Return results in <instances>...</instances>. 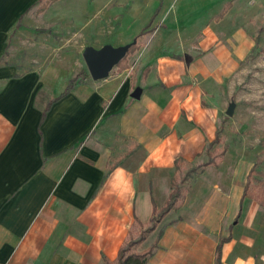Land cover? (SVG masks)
Segmentation results:
<instances>
[{
	"label": "crops",
	"instance_id": "0c3cea01",
	"mask_svg": "<svg viewBox=\"0 0 264 264\" xmlns=\"http://www.w3.org/2000/svg\"><path fill=\"white\" fill-rule=\"evenodd\" d=\"M37 1L0 0V59L10 35L24 28L20 17L39 6ZM58 2L37 11L44 16ZM177 2L166 10L160 1L152 30L139 42L141 29L125 32L126 17L138 10L130 0H90L94 10L87 7L83 26L91 30L79 44L100 49L135 38L142 46L129 55L126 69L117 66L102 80L90 75L64 96L77 74L71 67L41 64V56L26 58L32 60L28 68L10 61L0 66V264L116 260L135 219L149 222L154 205L166 203L176 160H185L186 172L206 155L219 131L215 92L254 40L228 1L206 19L212 31L199 30L191 45L165 48L169 33L179 29L182 35L201 19ZM7 18L16 19L15 25L9 27ZM237 29L233 34L249 41V49L237 56L231 48L228 68L217 58V73L206 72L201 57L228 38L226 31ZM161 33L165 38L159 40ZM55 57L60 63L62 55ZM238 156L227 150L218 166L189 177L186 199L161 222L163 233L147 264H216L222 238L227 240L221 264H264V205L244 196L254 164ZM157 234L149 236L145 249Z\"/></svg>",
	"mask_w": 264,
	"mask_h": 264
},
{
	"label": "rangeland",
	"instance_id": "374dc122",
	"mask_svg": "<svg viewBox=\"0 0 264 264\" xmlns=\"http://www.w3.org/2000/svg\"><path fill=\"white\" fill-rule=\"evenodd\" d=\"M87 1L90 0H59L57 5H54L51 11L44 16H41L37 11L40 4L33 8L20 21V26H24V28L20 31L14 29V33L10 35V44L3 58L8 62L22 64L28 68L32 64V60L26 58L41 56V64L44 65L52 62L62 64L73 68L75 73L82 69L87 70L88 67L83 57L86 46L78 43L81 41L80 38L91 30V26L88 28L83 26L88 21V12L86 11L89 3ZM160 1L130 0L132 9L138 10L135 14L130 12L126 17L125 32H127V36L137 29L143 30L149 24L152 25L150 22L156 17ZM171 1L165 0L166 10ZM210 1L205 5V0H178L177 6L191 9L189 16L199 14L198 18L201 17V19L196 24L189 23L185 29L181 30L182 35L179 29L169 33L167 36L170 39L165 48H176L183 43L191 45L190 42L193 40L194 34L197 35L199 30H213L210 26L206 27V19L209 15L215 14L222 4L224 6L228 1L233 3L234 15L237 17V21L241 20V27L251 35L254 45L250 53L240 61L233 76L220 90L217 89L215 92L214 104L219 105L221 110L218 131L221 142L216 146V150L220 152L227 147L232 154L239 155L238 158L242 157L253 163L256 170L262 173V175L254 176V189L258 196L264 197V0H224L222 3L219 0ZM93 6L95 7V5ZM174 6L175 1L172 7ZM92 9V6L88 7V10ZM14 20L16 19H6L7 22H10L9 27L15 25ZM69 21L72 26H75L72 30L68 28ZM98 22L95 20L94 24L97 25ZM72 31L77 34L74 35V38ZM235 32L238 33L239 29L233 30L231 34L226 31L223 37L228 38L222 39L217 46L209 49L201 57L202 67L206 72L210 70L217 73L219 69L217 58L223 66L222 69L228 68L230 62L227 54L231 48L234 49L233 53L237 56H241L249 49V41L246 42L240 35H234ZM79 33L82 35L80 36ZM148 33L149 31H146L138 41L143 40V37ZM164 36L165 34L161 33L157 39L162 40L165 38ZM138 46L140 47L142 44H138ZM222 47H225L226 50L221 51ZM56 55H62L60 63L54 59L57 58ZM116 68L117 66L111 72ZM231 102L236 103V108L234 114L229 116L226 112ZM207 160L208 155L206 154L197 163L189 164L186 167L188 169ZM240 166L245 167V164H240ZM190 183L191 179L188 178L184 183L185 189L189 188Z\"/></svg>",
	"mask_w": 264,
	"mask_h": 264
},
{
	"label": "trees",
	"instance_id": "16d2710c",
	"mask_svg": "<svg viewBox=\"0 0 264 264\" xmlns=\"http://www.w3.org/2000/svg\"><path fill=\"white\" fill-rule=\"evenodd\" d=\"M54 1L56 0H38L36 4H40L39 13L45 11L49 6V4H51ZM23 16L20 17L18 26L20 25V21L22 20ZM150 23H152V21ZM150 27L151 24L145 27L139 34V37L144 35L146 31H151L152 29H150ZM138 47L139 46L136 43L130 48L127 56L117 65L119 69H126L128 67V57L130 54L134 53L138 49ZM1 65H9V62L6 61L4 58H1L0 66ZM89 76L90 73L86 69L77 73L76 76L70 80L66 90L62 93V96L68 94L75 87V85L81 81V79H84ZM48 110L49 108H47L43 112L41 122L44 120ZM220 142H221V138H220V133L218 132L217 138L214 141L210 142L206 148V154L208 155V160L196 166L190 167L186 172H184V168L186 164L185 160H183L182 158L176 160L175 173L171 179V191L166 203L162 208H158L156 205H154V213L151 219L149 220V222L142 223L140 220L135 219L133 228L130 231V234L127 237L126 241L121 246L116 260L111 261L106 258L107 264H147L148 263V259L153 254L155 249L158 247L159 239L163 233V228H159V225L171 211L179 209L183 205L186 199L187 189H185L184 187V183L186 182V180L192 174L203 173L209 165L218 166L220 160L221 161L223 160L228 148L225 147L223 148L222 151L217 152L216 146L220 144ZM114 165L111 167V170L115 167ZM255 175H262V173L256 170V168L253 166L248 176V181L245 187L244 196L253 197L264 205V197L258 196V194L254 189L253 178ZM157 230H158V234L155 242L149 248L145 249L144 243L148 240L149 236ZM226 240H227L226 238H222L217 246L216 264H221V250L223 243Z\"/></svg>",
	"mask_w": 264,
	"mask_h": 264
},
{
	"label": "water",
	"instance_id": "95a60500",
	"mask_svg": "<svg viewBox=\"0 0 264 264\" xmlns=\"http://www.w3.org/2000/svg\"><path fill=\"white\" fill-rule=\"evenodd\" d=\"M136 43L137 39H134L133 42L124 46L105 45L100 49L93 46L86 47L83 57L91 77L95 80L108 78L114 67L127 56L130 48ZM134 97H138V92L134 94ZM235 108L236 103L231 102L226 112L227 115L232 116Z\"/></svg>",
	"mask_w": 264,
	"mask_h": 264
}]
</instances>
